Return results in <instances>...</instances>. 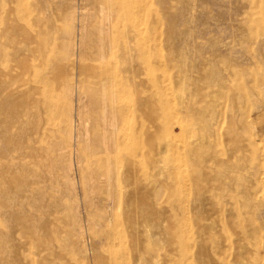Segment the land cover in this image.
Returning a JSON list of instances; mask_svg holds the SVG:
<instances>
[{
	"label": "bare ground",
	"instance_id": "obj_1",
	"mask_svg": "<svg viewBox=\"0 0 264 264\" xmlns=\"http://www.w3.org/2000/svg\"><path fill=\"white\" fill-rule=\"evenodd\" d=\"M259 1L174 0L170 16L177 60L174 82L184 93L208 97L210 119L221 113L215 105L222 98L240 104L258 83H264V13ZM146 25L147 0H0V264H22L14 227L27 232L29 226L35 229L53 207V199L47 198L50 170L38 174L31 170L54 159H70L73 153L84 206L93 203L90 193H98L97 200L112 210L113 224L106 227L105 238L112 244L124 240L129 245L127 255L113 252L100 264L163 263H158L159 245L148 244L144 238L146 230L149 239L158 234L152 228L158 227L161 215L155 209L148 219L145 212V184L152 182L147 180L144 163L145 118L148 114L156 118L158 113V99L145 97ZM153 68L158 69L157 63ZM150 84L156 89V78ZM11 86L17 90H9ZM59 89L68 95L65 110L56 99ZM4 108L11 109V114ZM161 111L166 113L165 108ZM167 119L162 130L169 133ZM206 121L209 118H204L205 125ZM4 122L15 127L10 138H6ZM235 123L227 136L233 162L227 163L226 152L216 151L209 138L203 142L205 150L194 149L200 157L211 154L214 167L205 173L207 203L212 205L218 197L217 208L212 205L203 215L205 222L194 224L200 236L186 237L192 227L184 214L186 207L179 208L174 222L181 233L176 250L186 253L193 244L207 241V264H215L213 251L219 240L231 256L230 264H241L243 240L259 228L255 214L264 219L263 166L238 156ZM50 125L57 147L53 153H40L36 142L42 141ZM4 143L19 152L12 169L5 162L10 150ZM50 165L53 171L55 166ZM59 169L65 179L61 184L73 186L72 162ZM157 171L151 178L161 173ZM160 191L158 187L154 193ZM10 198L15 204H10ZM216 226L219 239L214 234ZM31 234L28 248L43 256L39 262L32 258V264H56L57 239H48L47 230Z\"/></svg>",
	"mask_w": 264,
	"mask_h": 264
},
{
	"label": "rangeland",
	"instance_id": "obj_2",
	"mask_svg": "<svg viewBox=\"0 0 264 264\" xmlns=\"http://www.w3.org/2000/svg\"><path fill=\"white\" fill-rule=\"evenodd\" d=\"M259 2L262 13H264V0H260ZM173 5H175L174 0H147L146 38L148 50L145 97L148 101H150L151 97L158 99V113L156 118H152L149 114L145 118V172L147 175L149 174L147 180L151 181L152 179V182L145 184V212L149 217L148 219H150L153 210L158 209V214H161L162 217L161 215L158 217V227L152 228L158 234L153 235L149 239L148 236H151V234L146 230L144 238H146V243L162 247H158V263L163 262L160 264H207V258L204 254L205 248L206 251L208 250L207 241H204L206 247H202L204 242L201 241L200 245L193 244L186 253L177 251L175 248L176 240L180 238L181 234L174 223L181 213L179 208L186 207V213L184 214L189 217L190 224L192 225L191 229L185 233L186 237L196 240L200 235H196L197 232L194 224L197 222L204 223L205 218L203 215L209 210L210 206L213 205L216 208L218 206L217 196L216 202L212 205L208 204L206 199L209 195L205 189V173L211 167H214L212 156L210 153H208L210 154L209 156L207 153L206 155L202 153L200 157V155L194 152V149L199 146L205 150L203 142L209 138L210 143H212L216 151L222 150L226 152L227 163L233 162L235 158L233 159L231 156V141L228 140L227 136L231 132L232 125L230 126V124L236 122L235 128L240 140L238 156L240 157L241 155L240 159L243 162L262 163L263 167L261 170L264 172V83H258L256 88L249 92L247 98L242 103L236 104L237 106L231 102L230 98H222L218 102L219 104L215 105L216 110H220L221 113L219 114L218 112V116L216 115L217 119H210L209 103H207L208 97L203 93H196L195 95L193 93L191 95L184 93L174 82L177 60H175L176 56H174V40L172 37L174 21L171 20L173 19L171 18V13ZM154 17H156V25L152 22ZM235 42H238V39ZM154 47L155 49L153 50ZM154 63L158 65V69L156 70L153 68ZM154 78L157 80L156 89H153L150 84V80ZM12 88L14 91L17 90L13 86L9 90ZM56 99L62 110H65L68 103V95H65L64 91L59 89ZM161 101H164V103ZM227 103L230 105H227ZM148 108H150L149 105ZM161 108H165L166 113L163 114ZM167 111H170V115H167ZM3 112L9 115L8 113L11 114V109L4 108ZM207 117L209 121H206L208 123L206 125H212L209 127L210 129H208L204 122V118L207 120ZM166 119V127L169 133L162 130L163 122ZM209 123L211 124L209 125ZM4 124H7L6 138H10L15 132V127L11 122H4ZM61 124L62 122L59 120L57 126L60 128ZM92 125L91 123L89 128H92ZM49 127L50 131L48 130L42 137V141L37 140L36 142L40 153H53L57 147L55 135L53 134L54 130L51 131L54 126L50 125ZM203 136L205 139H203ZM153 141H155V146L152 144ZM6 144L10 152L5 162L12 169L16 165L15 162L19 160V152L16 148L13 149L9 143ZM163 144H169V146L165 148L162 146ZM187 147H190L191 150L189 151ZM74 149L75 146L73 147ZM186 149L188 152L185 151ZM67 158L54 159L52 163L47 162L45 166L35 167L36 169L32 168L33 170H31L33 173L36 172L35 174L50 170V174L47 177L48 182H50L47 198L53 199V207L46 212L44 222L38 224L35 229L29 226L27 232L19 227H14L15 234L18 236L17 244L20 249L18 255L22 259V264H32V258L34 262H39L43 258L39 254L40 251L34 248L30 249L27 246L30 236H32L31 233H34V230H38V232L47 230L48 239H57L58 244L54 247L56 250V264H100L113 252H116L118 255L121 253L127 255V248L129 247L127 242L123 240L122 242L112 244L105 238L104 231L106 227L109 229L113 224L112 210L110 208L108 210L100 198L97 200L96 196L98 193L95 192L89 194L93 198V203L84 206L81 200V189L78 186L79 178L74 153L70 158L71 160ZM67 160H69L70 164L72 162L70 180H74L73 186L67 182H65L66 184L63 182L65 185L61 184L65 179L59 175V168L60 166L69 164ZM50 164L55 166L53 171L52 169H48V165ZM155 164L158 167H153ZM52 165H50V168ZM157 168L161 173H158ZM154 171H157V177L151 178L155 174ZM197 173H199L200 178ZM52 174L53 176H51ZM72 180L70 181L71 183ZM156 182L158 183L157 187H155ZM158 187L161 189L160 192H157L160 195L159 197L158 195L155 197L157 193L154 192ZM14 202L10 198V204H15ZM162 207H164V211ZM161 208L162 212H160ZM94 214H99L100 217ZM255 216V222L258 223L259 228L251 237H247L245 241L243 240L245 245H243L242 249L241 264H264V219L261 220L258 214H255ZM28 219L31 221L30 218ZM206 221L208 222L209 220L206 219ZM172 223L174 224L172 225ZM162 233L164 234L162 235ZM214 234L218 239L220 238L218 226H216ZM36 236L39 235L36 234ZM215 246L213 251V261L215 264H230L231 256L228 255V252L224 251L221 240L217 241ZM200 253L203 255L202 259L200 258ZM124 257L127 258L125 261H128V257Z\"/></svg>",
	"mask_w": 264,
	"mask_h": 264
}]
</instances>
